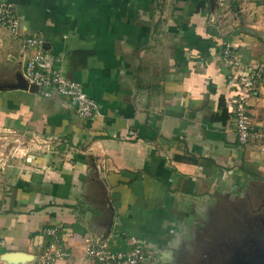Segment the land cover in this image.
<instances>
[{
  "label": "crops",
  "instance_id": "obj_1",
  "mask_svg": "<svg viewBox=\"0 0 264 264\" xmlns=\"http://www.w3.org/2000/svg\"><path fill=\"white\" fill-rule=\"evenodd\" d=\"M5 1L22 32L0 28V264H34L52 226L68 253L54 264H88L85 235L114 250L141 239V264L218 253L223 202L264 183L260 145L238 144L232 121L238 75L264 61L250 4L238 5L244 23L227 0ZM232 20L242 33L226 28ZM31 36L95 101L96 116L31 89ZM226 44L236 65L223 62ZM247 108L263 125L264 80ZM17 141L25 145L12 154Z\"/></svg>",
  "mask_w": 264,
  "mask_h": 264
},
{
  "label": "built area",
  "instance_id": "obj_2",
  "mask_svg": "<svg viewBox=\"0 0 264 264\" xmlns=\"http://www.w3.org/2000/svg\"><path fill=\"white\" fill-rule=\"evenodd\" d=\"M0 28L13 36L21 35L20 22L13 3L0 2ZM25 46L32 49L24 65V77L30 85L37 87V92L47 97L53 92L67 99L74 105L75 113L82 118H92L97 115L98 107L93 99L88 97L81 84L68 78L60 64V59L53 56L43 47L39 37H25ZM223 62L236 65L237 59L230 44L222 50ZM264 80V61L245 65L238 75V89L233 99V128L236 142L240 145L258 143L264 153V123L255 127L251 123L247 100L254 88ZM43 234L47 243L41 246V252L34 264H54L55 261L67 257L68 253L60 243L59 229L55 226L45 227ZM125 250L111 249L105 243V238L85 235L83 238V253L88 264H141L148 257L145 243L131 237ZM2 242H0V247Z\"/></svg>",
  "mask_w": 264,
  "mask_h": 264
},
{
  "label": "rangeland",
  "instance_id": "obj_3",
  "mask_svg": "<svg viewBox=\"0 0 264 264\" xmlns=\"http://www.w3.org/2000/svg\"><path fill=\"white\" fill-rule=\"evenodd\" d=\"M230 1H233L230 9L241 22H244L245 18L240 13L243 9L238 5L250 4L247 16L252 25H247L248 29L254 31L255 37L263 40L264 0H227L228 3ZM255 2H260V5H254ZM254 6H259L260 10H255ZM219 10L222 14L225 12L223 8ZM226 28L233 32L244 31L233 20ZM15 143L11 144L12 154H15L17 149L20 150L19 146L25 145V143L21 145L20 141ZM224 208L228 209V213L225 214L227 216H223V223L216 236L215 245L216 251L219 246L218 253L215 254L213 248H207L205 261L200 264H264V183L253 189L250 187L246 194L239 195L235 200L223 202L222 209ZM210 255L211 258H208Z\"/></svg>",
  "mask_w": 264,
  "mask_h": 264
},
{
  "label": "water",
  "instance_id": "obj_4",
  "mask_svg": "<svg viewBox=\"0 0 264 264\" xmlns=\"http://www.w3.org/2000/svg\"><path fill=\"white\" fill-rule=\"evenodd\" d=\"M31 89H32L33 91H35V92L37 91V87L34 86V85H31ZM263 253H264V252H263ZM263 253H262V254H263ZM15 255H21V254H15Z\"/></svg>",
  "mask_w": 264,
  "mask_h": 264
}]
</instances>
